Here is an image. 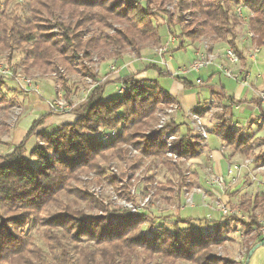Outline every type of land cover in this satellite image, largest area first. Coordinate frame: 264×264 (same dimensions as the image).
I'll return each instance as SVG.
<instances>
[{
	"label": "trees",
	"instance_id": "16d2710c",
	"mask_svg": "<svg viewBox=\"0 0 264 264\" xmlns=\"http://www.w3.org/2000/svg\"><path fill=\"white\" fill-rule=\"evenodd\" d=\"M110 1L113 2L110 4ZM187 1L179 0V8L184 10L192 5L200 16L194 14L196 29L189 33L183 31V37L195 41L198 36L206 34L207 37L226 41L241 54L237 47L235 30L240 20L232 12L233 6L241 3L254 13L249 21L250 30L256 34L254 41L260 46L264 45V0ZM14 2H17L14 8L7 10L6 7ZM119 2L4 0V8H0V50L23 49V44L32 42L23 50L29 58V68L49 72L65 66L77 71V68H70L75 53L82 52L89 59L93 51L112 56L108 53L109 48L117 50V47L131 45L137 48V38L161 41L157 27L153 24L154 8L149 1H146L145 7L141 5V1L136 0L134 7L128 8L130 10L127 13L126 10L115 11ZM24 4H27L28 14L32 16L21 14V10L25 9ZM58 11L69 15V23L60 24L62 32L58 34L59 39L46 32L35 36V17L46 13L50 17L59 18L56 14ZM130 11H134L133 25L116 30L114 34L102 31L96 36L83 39L82 31L89 23L106 27L112 17L119 21L130 19ZM150 11L152 12L148 13ZM170 18L168 16L167 21L171 27ZM83 67L87 68L85 65ZM151 67L160 75L169 74L157 65ZM136 75L135 73L119 78L128 87L120 96H116V92L105 93L109 81L90 89L86 101L74 110L79 118L72 124L63 125L54 133H39L43 144L36 145L30 158L25 155V144L45 117L34 122L25 140L11 153L0 156V209L22 211L19 218L24 217L21 222H15L22 235L13 233L4 224H0V264H174L177 261L216 264L217 260L211 256L209 246L219 243L220 229L202 235L191 228H181L176 221L172 225L173 230L163 224L152 230L151 227L158 217L155 214L148 216L111 209L86 191L68 189L69 183L76 178L77 171L102 169L103 164L97 158L105 163L112 159L126 158L128 151L123 147L124 144L132 143L145 154L163 157L166 146L162 136L159 133L147 135L145 129L149 121L155 118L158 105L171 100L161 89L155 88V91L152 86L137 79ZM0 81L1 105L5 99L1 96L4 82ZM228 108L229 106L225 107V112ZM223 112L217 115L219 120L215 127L222 135L224 143L244 154L253 152L254 144L243 136L242 131L232 130L231 124L224 119ZM131 121V131L126 127L107 143L99 140L102 129H116L123 122L127 124ZM170 126H176L175 121ZM189 134L188 127L187 132L176 142L175 147L180 155L197 153L198 145L191 143ZM165 164L171 173L180 175L181 181H184V169L181 165L167 161ZM172 185L173 181L170 179L165 183V188L171 191ZM43 208V211L54 209L47 221L38 219V212ZM96 208L103 209L106 213L87 220L92 216L87 211L91 212ZM176 215L180 218L179 210ZM199 220L201 222L203 219ZM146 223L149 224L147 231L139 229ZM254 223L253 221L246 225V230H251ZM38 225L47 229L43 237L49 253L35 245L29 236ZM263 240L264 238L259 242Z\"/></svg>",
	"mask_w": 264,
	"mask_h": 264
},
{
	"label": "rangeland",
	"instance_id": "374dc122",
	"mask_svg": "<svg viewBox=\"0 0 264 264\" xmlns=\"http://www.w3.org/2000/svg\"><path fill=\"white\" fill-rule=\"evenodd\" d=\"M118 6L115 8V11L121 12L123 10L129 11L130 7H134V2L136 0H119ZM138 2H142V6L144 5L146 7V1L150 2V5L152 8H154L155 12V18H153V24L157 27V31L162 36L165 32L167 33V39L170 36V33L175 34L180 38L179 42H176L174 44L168 43L169 47L172 45L175 46L174 58L172 60H169V62H173L175 65V70L178 71L180 68V64L177 66V61L180 63H184L185 66H190V63L192 62V59L194 57V53L191 49V47L187 48V51L185 49H179L177 50L178 46H183V44L186 42L185 36L183 37V31L186 33H189L196 28V24L194 23V14H197L198 17L200 16L199 13H197V9H195L192 5H190V8L181 10L179 8V0H137ZM113 1H110V4ZM187 2H191V0H188ZM4 0H0V8H4L3 6ZM17 2H14L13 4H9L6 9L12 10L14 8V5H16ZM24 8L21 10V14L24 16H27L28 14V7L27 4H24ZM17 10H20V8H17ZM97 10V9H95ZM94 10V11H95ZM132 12L131 15H128V18L130 19H122L119 21V19L112 17L108 20V25L106 27H100L102 25L97 23H89L86 25V27L83 29V39H87L89 37L96 36L100 34L102 31H105L107 34H114L116 30L119 29H125L130 25H133L134 17ZM152 11L148 12L151 13ZM146 13V14H148ZM57 16L59 18L50 17L44 13L42 16L38 15L35 17L36 19L33 21V25L36 26V30H34L33 34L35 36H39L43 32H46L47 34L55 35L54 37L59 39L58 34L62 32L61 30V23L68 24L69 23V15L68 14H61V11L56 12ZM28 16H32V14H28ZM170 16L171 18V27L169 26V23L167 21V17ZM132 18V19H131ZM74 20V19H73ZM166 27L169 29L166 30ZM164 30V32H163ZM198 30H200V27H198ZM236 42L239 43V36L246 30V27L243 26L239 22V24L236 27ZM162 34V35H161ZM205 35L206 34H202ZM198 36L196 40H199L201 36ZM212 41L211 44H213V47H215L217 52H222L223 50H220L219 48L226 46L228 43L223 42L221 39H215L214 37L208 36ZM188 38V37H187ZM189 39V38H188ZM165 40V41H166ZM165 42L161 41L156 42L153 38H147V40H143L141 38L136 39L137 48L131 46H126L125 48H119L117 47V50H113V48H109V54L112 56H108L103 53H99V51H93L92 56L89 58H85L83 53H75L73 54V59L71 61L72 67L70 68H77V71L70 70L66 68L65 66H60L58 69L49 71V72H41L40 70L29 68V58L25 53H23L24 49H27L31 44H23L22 48H15L14 50H0V69L3 68L5 70L11 71L15 76L11 78H5L0 73V80L4 82V88H3V94L1 96L4 97L5 102L1 103L0 105V156L4 154H9L15 149L17 145H19L21 142H17L18 139L15 137L14 131L19 123L20 119L26 114V109L24 107L23 113L20 115L18 120L13 123L10 122L12 120V115L14 109L13 107L16 105H23V99L25 97V92L22 89L21 84L17 80L18 74H20L19 78H30L36 84L39 88L37 93H34L38 96L39 99H41V110L46 109V99L49 100L54 98L57 95V90H63L64 91V98L66 102L71 106V104L74 105H81L85 101V90L93 89L94 87L99 86L100 84H105V77H110L111 74H114V72L117 71V69L120 66H123L125 64L137 66V64L140 65V70L137 71V74L142 72L144 68H148V66L152 63H148L150 61H144L143 57H146V60H152L156 59V57H159V47L163 46ZM225 44V45H224ZM241 45V44H240ZM179 46V48H180ZM64 47V46H61ZM139 48V49H138ZM182 48V47H181ZM196 49V48H195ZM194 49V52H195ZM170 51V48H169ZM164 52L162 55L160 54L161 59L163 60L160 62V66L163 70L170 71L168 64L165 65L166 60V53ZM171 51V52H172ZM112 52V53H111ZM120 52L119 55L116 53ZM126 59V63H121L120 60ZM148 58V59H147ZM257 59L259 60V70L255 69L256 71H260V74L264 73V45L261 46V52L258 54ZM154 62V61H152ZM168 62V63H169ZM103 63L105 65H103ZM163 63V64H162ZM83 65H85L87 68H84ZM147 65V66H146ZM111 66L115 67L116 71H113L111 69ZM168 68V69H167ZM145 70V69H144ZM172 71V70H171ZM170 71V72H171ZM168 72V75H160L157 70L155 69H148V75L149 78H145L143 76L140 77V80L145 82L146 84L152 86V88H158L156 85L157 83H153V81L149 79H153L158 81L159 85L164 88L165 91H170V85L172 82L173 76L177 78V76L181 75H173ZM173 72V71H172ZM175 73V72H174ZM17 75V76H16ZM112 78V77H111ZM1 82V81H0ZM97 82V83H96ZM49 84V85H48ZM124 83H120L116 86H113V90L115 89V95L120 96L121 94L118 93V87L121 86ZM156 91V90H155ZM21 105V106H22ZM75 106V107H76ZM78 106V107H79ZM162 104L158 105V107H161ZM77 107V108H78ZM51 110V109H50ZM122 112H125V107L122 108ZM79 117V116H78ZM154 119L149 121V124L146 126L145 132L148 131V127L153 123ZM125 124L123 122L119 127H121L124 130V128L128 127V130L131 131L132 123ZM214 123V121H212ZM233 130V129H232ZM239 131H242V129H238ZM14 134V135H13ZM147 134V133H146ZM32 136H35L36 139H34V142L37 144H43L42 139L38 136V133L35 131V134ZM30 136L29 139L32 137ZM246 138V137H245ZM28 139V140H29ZM25 140V139H24ZM23 140V141H24ZM27 140V142H28ZM248 140V139H247ZM22 141V142H23ZM26 142V144H27ZM254 146L259 144V140L257 141H251ZM192 144H198L193 139H191ZM25 144V155L27 157H31V151H27ZM225 144V143H224ZM125 145H132L135 148H137L132 143L124 144L123 147L126 149V151H130V147H127ZM226 145V144H225ZM34 146V144L32 145ZM36 147V146H35ZM34 147V148H35ZM46 148H49V146L46 145ZM29 150H32L31 146L28 148ZM140 152H142L141 149L137 148ZM232 150L235 148L231 147ZM236 150V149H235ZM222 151V150H221ZM262 152V150H261ZM143 153V152H142ZM213 152L210 150L207 155V159H200L195 158L191 161V164L194 169H197L198 172H200L201 181L204 184V169L206 167V164L211 162L210 160L214 159V156L212 155ZM231 154V153H230ZM233 154V153H232ZM250 154H259L255 153V151L251 152ZM250 154H243L239 159H243V157H247ZM145 156V157H143ZM233 156V155H230ZM126 156L125 163L121 162L120 159H112L109 162L105 163L101 159H98V162L102 165L101 168H95V169H87L85 171H77L76 178L69 183L68 189L76 190L81 189L83 191L88 192L93 197H95L97 200L102 202L105 206L109 207L107 204H105L104 200H107L109 195H111L112 190L114 191L115 195H124V197H127V194L129 193L130 189H132L135 184L139 186L140 188L144 186V188H153L154 193L156 195L153 196L151 207L153 210L151 211L153 214H155L157 219L154 221L153 226L151 227L152 230L157 229L159 227L158 225L163 224L164 226H167L168 228H172L173 223L178 221V224L181 228H191L192 230L198 231V234L207 235L209 233L217 232L218 229H220V241L219 243L211 244L209 247L210 254L213 257L214 260H217L216 264H227L229 262L233 264H244L245 260L247 258L248 250L252 248L255 244H257L261 238L259 237L258 233V223L257 218L259 215L264 217V194H259L255 192L254 187H250L249 189H245V185L247 184V179H244L243 184H238L236 186L228 185L229 190L234 191L233 194H230V192L222 196V201L232 205L240 212L244 213L248 218L249 221H244L241 219V221L238 222L236 218H229V217H221V214L219 212H212L208 210L207 208L196 206V207H186L184 209L180 208L181 204H184L183 198H181V192L179 191V188L177 186L178 179L181 178L180 175L171 173L169 167L167 164H165V161H161L162 157H159L157 155H148L143 153L142 155H137L135 159L130 160ZM234 157V156H233ZM159 158V159H158ZM35 159V158H33ZM237 159V160H239ZM34 161V160H33ZM169 162V161H167ZM113 167H115L117 170H113ZM203 170V171H202ZM203 175V176H202ZM131 178H135L133 181ZM182 178L185 179L183 176ZM261 178H264L262 176ZM137 179V181H136ZM173 181L172 190L165 188V183L168 180ZM190 180H192L191 186H188V188L191 190L196 183H198L196 176L190 177ZM182 184L184 181H181ZM180 182V183H181ZM179 183V187H180ZM131 184V185H129ZM185 186V184H184ZM178 189V196L175 199L174 192ZM130 194V193H129ZM113 195V194H112ZM180 195V196H179ZM166 197H168L166 199ZM212 198H215L216 196L211 195ZM169 199V200H168ZM181 200V202H180ZM195 202L197 205H201V199L199 196H195ZM110 208V207H109ZM44 208L38 212V219L40 221H47L50 218V214L52 211H43ZM180 211V218H177L176 212ZM0 213V224H4V227L8 228L13 233H19L23 234L20 230H17V225H15V222H21L23 218H19V214L22 211L14 210V211H5L1 210ZM59 212V211H58ZM91 215L88 217L87 220H91L94 218V216H100L104 213H106L103 209H93L91 212ZM210 213L211 216L215 219H208L207 214ZM27 217H29L27 213ZM183 219H182V218ZM206 218V219H204ZM199 219H203L201 222ZM199 220V221H198ZM255 222L254 226L251 230H246V225L250 224L251 222ZM241 222V223H240ZM149 224H144L139 229L142 230H148ZM236 229H241L243 231L242 235H238L235 233ZM45 226L38 225L33 229L29 236L32 238L33 243L39 247H41L45 252L49 253V250H47V245L45 244L43 234L46 231ZM173 230V229H171ZM24 231H27L24 230ZM85 242V241H84ZM218 245L223 246V257H216L213 254L218 251ZM174 264H194L192 262L188 261H177ZM249 264H264V244L261 245L259 248L255 250L253 253Z\"/></svg>",
	"mask_w": 264,
	"mask_h": 264
},
{
	"label": "built area",
	"instance_id": "2783aa9c",
	"mask_svg": "<svg viewBox=\"0 0 264 264\" xmlns=\"http://www.w3.org/2000/svg\"><path fill=\"white\" fill-rule=\"evenodd\" d=\"M232 12L236 17L239 18L240 23L246 27V30L239 36V43L236 42L241 54L231 44H227L222 52H217V49L213 47V44L210 42L212 40L209 37L202 35L199 40V45L197 44L196 46L194 57L190 63V66L188 68L181 67L178 71H175L174 75L188 76V74L192 71L200 72L202 69L215 66L219 75L231 78L235 80L241 87L250 89L254 92L261 106L259 122H264V88L256 86L253 81L252 71L244 63V59L255 63L257 61L258 54L261 52V46L254 41L256 34L249 28V21L251 17H254V13L249 11L248 8L241 3L235 4L232 8ZM179 41L180 38L178 36L170 33L168 40L162 44L163 46L159 47V54L162 55L164 52L169 51L170 47L168 43L174 44ZM111 69L116 71L114 66H111ZM0 73L5 78H11L15 76V74H13L11 71L5 70L3 68L0 69ZM18 75L19 76L17 80L25 92H38L39 88L36 84H34L32 79L24 77L19 78L20 74ZM257 77H260V75ZM203 81L204 78L199 76L197 83L201 84ZM127 89V85L122 84L118 87V93L122 95L127 91ZM89 91L90 90H85V98L83 101H86ZM63 95L64 91L62 89L57 90V95L50 99L49 106L53 113L58 114L70 112L79 106H73L72 104L70 106L66 102ZM161 104L162 106L157 108L154 121L148 127L149 129L146 133L147 135L159 133L162 136L166 148L161 161H169L173 164H179L184 169V183L181 187H179L181 179L179 178L177 182L179 191L182 194L181 198L184 200V204H181L180 208L184 209L186 207L201 206L212 212H219L221 217L225 216L231 219L236 218V220L239 219L238 222L241 221V219L244 221H249V218L244 213L240 212L232 205L223 202L222 196L227 193L226 190L228 185L231 184L236 186L238 184H243L245 182L244 179H247V184L245 185L246 190L250 187H254L256 193L264 194V178H261L264 176L263 153L260 151L259 154H251L241 161L230 162L227 166L225 174L219 173L212 162L207 163L204 171L202 170L204 173L205 187L196 183V185H194L195 187L190 190L188 188V186H191L192 184L190 177L196 176L197 180H201V176L200 172H198L197 169H194L191 164V161L196 158V155H180L178 154L175 147L176 142L182 137V132L178 129V126H170V124L172 121H175L176 113L179 111L180 105L174 100H171L169 103L162 102ZM13 109L14 111H12V120H10V122L15 123L23 113L24 107L21 105H16L13 107ZM219 111H222V108L218 106L215 98L210 96L200 109L198 108L188 112L186 117L188 119V127L190 128V138L193 139V141L205 148L209 147V136L213 131V128L211 127L212 125H209L206 120L216 116V113ZM119 133H121V127L116 129L104 128L101 130L98 138L101 142L107 143L111 141V139L117 137ZM125 146L130 147L127 157L130 160L135 159L137 155L139 156L143 154L132 145ZM226 149L227 146L222 144V152L226 151ZM255 151L257 152L258 150ZM125 160L126 159H120V161L123 163H125ZM113 170L117 169L113 167ZM131 179L133 181L135 180V178ZM154 190L155 189L153 188H144V186L140 188L137 186V184H135V186L130 189V194L128 193L127 197H124V195H115L114 191L112 190L111 195H109L107 200H104V202L111 209H119L123 212L131 214L149 216L153 214L151 212L153 210L151 203L153 196L156 195ZM179 191L178 189L175 190V199L177 198ZM211 195L216 197L212 198ZM195 196L200 197L201 205L196 204ZM207 216L208 219L213 218L210 213H208ZM257 223L259 237L262 239L264 238V217L259 215L257 218ZM235 233L242 235L243 231L241 229H236ZM222 249L223 246L218 245V251L213 255L216 257H223L224 253Z\"/></svg>",
	"mask_w": 264,
	"mask_h": 264
},
{
	"label": "crops",
	"instance_id": "0c3cea01",
	"mask_svg": "<svg viewBox=\"0 0 264 264\" xmlns=\"http://www.w3.org/2000/svg\"><path fill=\"white\" fill-rule=\"evenodd\" d=\"M167 29L169 28L166 27V30ZM167 36V33L165 34L164 32V34L161 36L162 42L167 41ZM185 40L186 42L183 44V46H180V44V48L178 46L177 50L185 49V51H187V48L191 47L194 53V49L198 44V40L192 41L188 38H185ZM225 47L226 46L222 48L220 47L219 49L223 50ZM172 50H175L174 45L170 47L169 53L164 54L166 55V60L164 63L165 65L168 64L169 69L171 68L173 72L171 70V72L168 70L166 71L174 75L175 65L173 62H169V60H172L174 58V51ZM158 55L159 57H156V59L152 60H146V57H143L144 61H150L148 63L152 64H150L147 69L144 68L145 70L143 69V71L138 74L137 71L141 69L139 64H137V66H135V64L131 66L128 64L120 66L117 71L114 72V74H111L110 77L104 78L106 82L109 81V83L105 87V93L112 94L113 92H115V89L113 90V86L121 83V81H119V78L136 73L137 79H140L141 76L147 79L149 78L148 69H153V67H151L152 65H157L162 69V67L160 66V62L163 60V58L161 59L160 54ZM120 61L121 63H126L125 58ZM244 63L252 71L253 81L256 86L264 88V73L260 74V71L255 70H259V60L257 59L255 63H252L251 61L244 59ZM179 64L180 66L178 68L189 67L185 66L184 63H180L177 61V66ZM103 65L105 64L103 63ZM258 75H260V77H257ZM199 76L204 78V81L201 84L197 83V79ZM171 79L172 82L169 89L170 91L168 92L159 85L158 81L153 79L149 80L153 81V83H157L156 86L161 89L166 95H168L170 100H174L179 103L180 109L176 113L175 124L182 132V135L188 130V119L186 117L188 112L196 110L198 108L200 109L206 103V100L210 96H213L218 106L222 108V111L217 112L216 116H214L213 118H208L206 120L209 125H212L211 127L213 128V131L209 136V147L205 148L197 144V158L207 159L206 153L212 150L214 159H211L210 161L214 164L216 170L219 173L224 174L226 173L227 166L230 162H238L242 160L239 159V157H241V155L243 156L244 153H241L238 149L232 150L231 147L226 143V151H221V145L224 144V141L222 139V135L219 134V131L215 126L219 120L217 115L219 113H222L223 111V113H225L224 119L231 124L233 130L242 129L244 137L253 142L257 140L260 141L259 144L255 145L253 151L258 150L257 152L259 153L262 150V153L264 152V122H259L261 106L259 100L256 98L252 90L241 87L235 80L231 78L219 75L215 66H210L209 68L202 69L200 72L192 71L188 74V76L181 75L177 76V78L173 76V78ZM48 99L49 98H47L45 102L47 105L46 109L41 110V99H39L38 96L33 92H27L25 94V97L23 99V102L25 103L21 105L25 107L26 114L20 119L14 131L15 137L18 139L17 142H22L27 137L34 122L41 117L45 118L43 120V123H41L36 129V132L38 134L54 133L58 131L63 125L72 124L79 118L74 110L66 113H52L48 104ZM227 106H229V108L225 112V107ZM212 121H214V123H212ZM34 139H36L35 136H32L26 144L27 151L29 152H32V150L36 146ZM33 144L34 146H32ZM30 146L31 148H33L32 150L28 149ZM230 155H233L234 157ZM244 158L245 156L243 157V159ZM197 182L198 185L205 187L204 184H202L203 182L201 180H198ZM226 192L227 194L229 192L230 194L234 193V191L229 190L228 187Z\"/></svg>",
	"mask_w": 264,
	"mask_h": 264
},
{
	"label": "water",
	"instance_id": "95a60500",
	"mask_svg": "<svg viewBox=\"0 0 264 264\" xmlns=\"http://www.w3.org/2000/svg\"><path fill=\"white\" fill-rule=\"evenodd\" d=\"M263 244H264V240L261 241V242H258L257 244H255V245L250 249V251H249V253H248V255H247V258H246L244 264H249V261H250L252 255H253V253L255 252V250H256L257 248H259V247H260L261 245H263Z\"/></svg>",
	"mask_w": 264,
	"mask_h": 264
}]
</instances>
